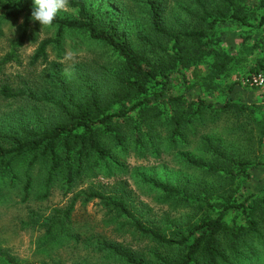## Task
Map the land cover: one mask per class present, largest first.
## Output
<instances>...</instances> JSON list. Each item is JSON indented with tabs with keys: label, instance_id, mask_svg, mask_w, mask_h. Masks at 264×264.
<instances>
[{
	"label": "trees",
	"instance_id": "trees-1",
	"mask_svg": "<svg viewBox=\"0 0 264 264\" xmlns=\"http://www.w3.org/2000/svg\"><path fill=\"white\" fill-rule=\"evenodd\" d=\"M246 3L67 0L72 15L58 14L49 26L55 33L42 38V25L31 19L32 0H0V26L4 21L16 25L23 20L12 51L0 61V74L8 64L19 62V51L26 44H35L30 65L47 66L45 85L51 87H42V91L30 85L0 87L1 99L28 103V109H17L21 123L15 130L0 124V179L9 180L12 186L24 181L28 200L37 169L45 172L43 187L58 185L66 196L76 195L66 212L59 211L46 220L48 237L58 229L65 233L78 200H98L115 219L125 221L124 227L136 240H147L172 253L164 255L156 250L154 260H147L115 243L105 245L104 249L126 264H248L247 259L253 258L258 260L254 264H264V196L248 200L249 204L239 203L225 186L207 181V177H217L232 185L249 179L251 167L264 166V153L255 156L259 163L237 159L235 152L228 153L225 142L215 137L218 133L210 134L212 128L207 132L209 124L224 117L237 120V130H246L254 107L239 106L231 100L215 104L202 97L189 100L185 95L171 94L175 75L185 82L190 71L195 80L211 73L216 79L224 74L230 77L237 56L223 46L224 25L256 27L257 36L264 29V0L259 2V13ZM71 33L105 48L109 57L102 56L96 68L78 63L69 71L61 63H51L50 51H55L58 60L63 58ZM257 36H242V46L251 40L252 52L259 49L251 74L264 71V36ZM209 58L213 60L210 73L203 76L201 66L208 64ZM198 87L192 83L189 89ZM248 133V141H252L255 134ZM256 137L264 147V133ZM193 143L201 157L189 153L187 148ZM165 154L177 161L175 165L182 173L183 179L177 184L127 164L134 155L147 165L152 159L169 165L162 162ZM23 173L25 180L20 177ZM122 173L167 199L192 207L201 218L190 222L186 230L176 228L166 234L163 227L150 222L149 213L147 216L131 208L134 199L128 181L117 180L111 187L96 182L100 177L110 180ZM84 184H88L87 189L76 193ZM48 196L46 192L38 199ZM230 213H238L243 222L229 223Z\"/></svg>",
	"mask_w": 264,
	"mask_h": 264
},
{
	"label": "rangeland",
	"instance_id": "rangeland-1",
	"mask_svg": "<svg viewBox=\"0 0 264 264\" xmlns=\"http://www.w3.org/2000/svg\"><path fill=\"white\" fill-rule=\"evenodd\" d=\"M246 1L248 7H256L254 11L259 13L258 6L261 0ZM58 14L70 16L72 11L66 6ZM253 23L257 26L254 21ZM22 24V19L16 25L11 21H4L1 24L0 61L12 51V44L18 38L17 29ZM244 28L246 27L234 24L224 25L223 28V46L228 48L230 54L237 56L234 72L230 74V77L224 74L223 77L216 79L212 77L211 73V76L195 80L192 79V71H190L187 74L191 82L189 80L185 82L181 76L175 75L174 82H172L174 91L171 94L185 95L189 100L202 97L215 104L231 100L239 106L254 107L246 130H237V120L231 119L232 117L228 120L224 117L219 123L209 124L207 132L212 128L210 134L218 133V136L215 137L219 141L225 142V146H228V153L235 152V158L259 163L261 160H255V156H261L264 153V147L260 146V141L256 136L258 134L262 136L264 133V90L252 88L245 84L246 78L253 74L250 73V70L256 65V58L254 57L255 54L259 53V49L256 50L255 48L254 53L252 52V45L249 44L251 40L248 42V46H242L243 34L251 35V37L257 36L254 35L257 31L256 27ZM54 33L55 30L52 27L42 26L40 28L42 38ZM263 36L264 29L257 37ZM36 49L35 44L28 43L19 51V62L8 64L2 69L0 87L4 84H11L16 89L27 87V85L36 88L38 91L51 89L50 86L45 85L48 79L45 77L47 66L32 67L30 65ZM102 56L109 57L105 48L90 42L84 36L71 33L67 37L63 58L58 60L55 51H50L49 61L61 63L69 71L74 67L76 68L78 63L87 66V68H96L97 61H101ZM211 61H213L212 58H209L208 64L201 66L203 76L210 73ZM192 83L199 84L200 87L190 90L189 87ZM27 104L25 100L9 103L0 98V124L5 129L15 128L21 123L19 122L20 110L17 109L19 106H25L28 109ZM248 131L255 134L252 141H248ZM198 148L197 144L193 143L187 149L192 156L201 157ZM162 160V162H169V165L157 163L154 159L147 165V162L136 159L134 155L128 158L127 164L131 165L132 168L140 167L147 175L158 176L163 182L179 183L183 177L179 167L175 165L177 161L166 154ZM35 171L33 176L35 185L32 187V194L28 200H25L24 181L20 180L18 185L12 186L9 180L2 181L0 179V264H126L121 258L113 256L104 249L108 243H115L120 245L122 250L127 249L128 252L134 251L139 255L141 254L147 260H154L153 256L156 250L164 255L172 254L160 250L154 244L151 245L147 240H136L128 228L124 227L125 221L122 218L115 219V215L108 213L106 207L98 200L90 202L78 200L69 221L65 224V233L58 229L54 230L53 234L48 237L49 228L44 227L46 220L51 219L59 211L66 212L71 200H74L76 195L69 193L66 196V191L61 190L58 185L49 189L43 187L42 181L45 172H40L37 169ZM131 172L133 171L131 170ZM248 172L251 175L249 179L245 178L232 185L230 183L228 185L224 179H216L217 177H207V181L225 186L228 194H233L234 199L236 198L239 203L246 201L249 204L248 200L252 201L257 196H264V166L251 167ZM185 173L187 174V172ZM23 175L24 173L20 177L25 180ZM128 176L131 175L122 173L110 180L100 177L96 182L100 181L111 187L117 180L128 181L127 187L132 190L131 199H134L133 205L131 200V208L133 206L134 210L139 211L140 214H147V216L149 213L150 222L159 228L163 227L162 230L166 234L175 231L176 228L186 230L190 222H196L201 218V214L195 215L196 211L192 207L167 199L161 192L138 184ZM196 178L199 181L202 179V177ZM87 187L88 184L82 185L76 193L86 190ZM107 190L108 192L111 191L109 188ZM46 192L49 194L47 198L38 199ZM238 215V213H230L227 221L229 223L243 222V217ZM256 261H258L256 258L247 259L248 264H254Z\"/></svg>",
	"mask_w": 264,
	"mask_h": 264
},
{
	"label": "clouds",
	"instance_id": "clouds-1",
	"mask_svg": "<svg viewBox=\"0 0 264 264\" xmlns=\"http://www.w3.org/2000/svg\"><path fill=\"white\" fill-rule=\"evenodd\" d=\"M66 6L67 0H33L31 19L42 26H51Z\"/></svg>",
	"mask_w": 264,
	"mask_h": 264
},
{
	"label": "built area",
	"instance_id": "built-area-1",
	"mask_svg": "<svg viewBox=\"0 0 264 264\" xmlns=\"http://www.w3.org/2000/svg\"><path fill=\"white\" fill-rule=\"evenodd\" d=\"M245 84L259 90H264V71L252 74L246 78ZM37 264V263H36Z\"/></svg>",
	"mask_w": 264,
	"mask_h": 264
}]
</instances>
